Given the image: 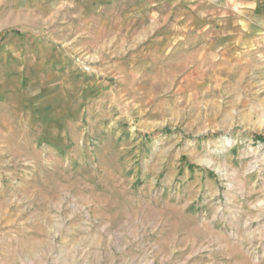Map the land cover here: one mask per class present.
Segmentation results:
<instances>
[{
  "label": "rangeland",
  "instance_id": "374dc122",
  "mask_svg": "<svg viewBox=\"0 0 264 264\" xmlns=\"http://www.w3.org/2000/svg\"><path fill=\"white\" fill-rule=\"evenodd\" d=\"M219 0H0V264H264V45Z\"/></svg>",
  "mask_w": 264,
  "mask_h": 264
},
{
  "label": "crops",
  "instance_id": "0c3cea01",
  "mask_svg": "<svg viewBox=\"0 0 264 264\" xmlns=\"http://www.w3.org/2000/svg\"><path fill=\"white\" fill-rule=\"evenodd\" d=\"M217 10L235 40L264 45V0H219Z\"/></svg>",
  "mask_w": 264,
  "mask_h": 264
}]
</instances>
